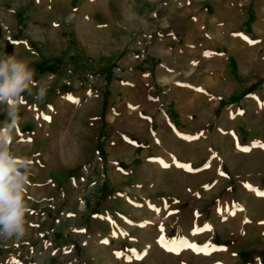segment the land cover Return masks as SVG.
<instances>
[{"label":"rangeland","instance_id":"374dc122","mask_svg":"<svg viewBox=\"0 0 264 264\" xmlns=\"http://www.w3.org/2000/svg\"><path fill=\"white\" fill-rule=\"evenodd\" d=\"M110 4L0 0V54L52 77L20 101L0 264H264V0Z\"/></svg>","mask_w":264,"mask_h":264},{"label":"clouds","instance_id":"9594fccd","mask_svg":"<svg viewBox=\"0 0 264 264\" xmlns=\"http://www.w3.org/2000/svg\"><path fill=\"white\" fill-rule=\"evenodd\" d=\"M33 63L28 57L18 58L16 53L0 54V103L7 105L9 118L5 126H0V242L5 243L20 241L28 234L26 213L29 209L23 192L29 180L19 167L32 166V161L27 158L21 163L20 157L11 155L9 146L21 122L22 94L27 91L37 101H43L50 87L51 76L44 84L34 80L35 68L29 66Z\"/></svg>","mask_w":264,"mask_h":264},{"label":"crops","instance_id":"0c3cea01","mask_svg":"<svg viewBox=\"0 0 264 264\" xmlns=\"http://www.w3.org/2000/svg\"><path fill=\"white\" fill-rule=\"evenodd\" d=\"M126 1H123L122 3H121V6L124 8V9H126V10H128V9H130V6L128 5V6H126V3H125ZM75 3H76V10H78V5H79V3L82 5V6H84V7H86V8H88V9H90V8H92V9H94L95 7H99L98 8V10H99V12L102 10V11H108V13L109 12H111V10H110V7H108L109 5H111L110 4V0H75ZM105 5L107 6V8H105ZM121 6H120V8H121ZM101 7H104V10L101 8ZM101 18L102 19H105L104 21H102V22H104V24H107V27L110 25L111 26V18H107V17H105L104 15L103 16H101ZM131 230V229H130ZM127 232H128V230H127ZM119 236H121V234L119 235Z\"/></svg>","mask_w":264,"mask_h":264},{"label":"snow or ice","instance_id":"6c2138e0","mask_svg":"<svg viewBox=\"0 0 264 264\" xmlns=\"http://www.w3.org/2000/svg\"><path fill=\"white\" fill-rule=\"evenodd\" d=\"M245 39H247V37H245ZM249 43H255V41L252 40H248ZM45 119H49L48 117H44ZM244 151H248L247 148L243 149ZM180 167H185L184 165H179ZM165 167H167V165H165ZM189 170L191 171V169L189 168ZM251 187V186H249ZM259 195L264 196V192L258 193ZM162 242V241H161ZM105 243H107L105 241ZM188 247L192 248L194 251H201L202 249L199 248V246L193 245V244H189ZM168 251H172L173 249H167ZM13 264H19L18 261H13Z\"/></svg>","mask_w":264,"mask_h":264}]
</instances>
